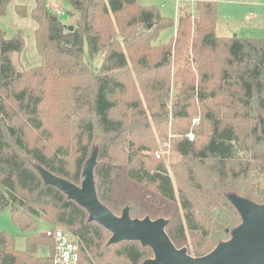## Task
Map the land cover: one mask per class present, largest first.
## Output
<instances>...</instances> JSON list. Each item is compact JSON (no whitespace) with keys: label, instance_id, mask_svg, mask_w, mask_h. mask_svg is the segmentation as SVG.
<instances>
[{"label":"trees","instance_id":"1","mask_svg":"<svg viewBox=\"0 0 264 264\" xmlns=\"http://www.w3.org/2000/svg\"><path fill=\"white\" fill-rule=\"evenodd\" d=\"M10 1L0 0V17ZM65 1L81 13L71 31L46 0H35L38 67L18 70L13 55L23 51L24 40L19 34L8 39L0 29V211L11 207L27 242L19 251L15 236L0 233V264H54L57 246L41 232L44 224L77 237L76 264H145L155 257L138 241L109 244L110 231L46 183L44 170L81 186L95 150V184L106 207L116 216L128 208L132 219H165L176 248L193 257L210 254L242 224L231 195L264 205V39L218 36L221 0H181L176 35L159 45L174 22L141 0ZM16 9L27 15L25 5ZM132 9L121 20L125 50L109 20ZM130 66L137 80L132 84ZM172 80L175 102L153 116L155 131L136 102L132 108L126 102V112L117 114L132 85L156 92L160 102ZM157 139L170 142L180 157L172 164L179 194L166 163L156 157ZM118 188L125 196L116 194ZM151 193L179 203L178 226L177 216L145 199ZM41 248L48 255L39 256Z\"/></svg>","mask_w":264,"mask_h":264},{"label":"rangeland","instance_id":"2","mask_svg":"<svg viewBox=\"0 0 264 264\" xmlns=\"http://www.w3.org/2000/svg\"><path fill=\"white\" fill-rule=\"evenodd\" d=\"M49 8L54 12L59 14L60 20L65 24L66 28L69 30L71 27L74 29L78 28V22L81 19V13L73 9L68 5L65 0H46ZM142 6L155 7L159 10L162 16L172 20L174 22L173 27L164 30L161 34L160 41L156 44L169 43L173 37L176 35L177 23L179 18L180 6L177 0H141ZM17 5H25L27 10V15L22 17L17 13ZM35 7V0H11L6 12L0 17V29L6 33V38H12L17 34L21 35L24 40V49L20 54L13 55V61L18 70H30L32 68L38 67L42 64V57L37 49L36 44V29L38 27L35 20L32 18V10ZM192 7V6H191ZM135 10H128L119 19L111 18L109 21V28L116 34L118 40L120 41L123 49L126 50V42L121 33V20L125 19L127 15L133 14ZM218 27L217 35L222 37H239V38H252V39H264V0H221L218 3ZM71 31V29H70ZM107 50L102 52L95 60V69H100ZM131 78V84L136 80V73L133 72V68L130 66V73H128ZM125 75V73H121ZM177 94V87L175 81L172 80L170 85V90L164 92V101L158 102V94L156 92H146L140 88L137 84L131 86L127 97L120 98V107L117 109V114L121 112H126V102H128V107L132 108V102L138 104V112H144V123L149 124L154 129V117L158 110H161L163 106L167 110H172L175 96ZM261 121V127H262ZM170 127V125H169ZM263 131V128H262ZM100 136L101 131L96 130V134ZM157 135L158 132H157ZM159 152L162 157L160 160L166 163L169 174L173 177L174 185L176 187V192H178V183L175 178V173L172 170V164L178 162L180 157L173 150L170 142L166 145L164 140L157 139ZM95 150L92 156L95 153ZM156 152V157H157ZM131 190H139L140 186L135 184L127 183ZM117 195L125 196L122 188H118ZM151 205L157 209L167 208L168 214L175 215L173 225L178 226L182 220V209L178 202L167 203L163 201L158 196L153 193L146 195L145 198ZM46 224L42 225L41 232L48 229ZM5 232L10 235L15 236V247L19 251H25L27 248L26 238L24 237L21 229L15 225L12 220L11 207H7L0 211V233ZM216 249V248H215ZM39 256L48 255V251L45 248H41Z\"/></svg>","mask_w":264,"mask_h":264},{"label":"water","instance_id":"3","mask_svg":"<svg viewBox=\"0 0 264 264\" xmlns=\"http://www.w3.org/2000/svg\"><path fill=\"white\" fill-rule=\"evenodd\" d=\"M262 128L264 133V120ZM97 158L96 152L86 163L81 186L45 170L43 175L48 185L82 206L89 213V221L97 222L112 233L109 244L138 241L152 248L155 257L145 264H264V205L231 195L230 200L239 211L242 224L233 231L230 241L220 243L206 256L193 257L186 248L178 249L173 244L165 230L167 220L132 219L128 208L122 216H116L100 201L94 177Z\"/></svg>","mask_w":264,"mask_h":264},{"label":"built area","instance_id":"4","mask_svg":"<svg viewBox=\"0 0 264 264\" xmlns=\"http://www.w3.org/2000/svg\"><path fill=\"white\" fill-rule=\"evenodd\" d=\"M177 1L179 4L183 3L181 0ZM190 3L193 5L195 0H191ZM199 123L200 118H195L193 124L198 125ZM187 137L193 141L195 139V133L190 131ZM161 157L162 155L157 152V158L160 159ZM44 233L47 237L52 238L57 246V257L54 260V264H76L80 261L81 254L77 237L60 228H48Z\"/></svg>","mask_w":264,"mask_h":264}]
</instances>
